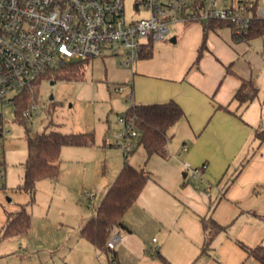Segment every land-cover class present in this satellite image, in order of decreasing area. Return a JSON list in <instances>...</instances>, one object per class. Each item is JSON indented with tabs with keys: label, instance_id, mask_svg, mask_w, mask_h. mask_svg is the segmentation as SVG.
I'll use <instances>...</instances> for the list:
<instances>
[{
	"label": "crops",
	"instance_id": "1",
	"mask_svg": "<svg viewBox=\"0 0 264 264\" xmlns=\"http://www.w3.org/2000/svg\"><path fill=\"white\" fill-rule=\"evenodd\" d=\"M222 29L229 30L232 45L238 47L244 43L245 40L234 39L230 26L211 31L219 34ZM197 32L194 54L186 60L153 64L152 57V60L136 61L132 70L134 80L132 85L129 83V88L133 103L173 99L183 107L185 116L169 130L168 158L154 154L147 159L142 145L131 155L130 162L136 167L145 166L151 178L125 214L126 226L116 227L112 233L121 234V240L113 249L122 264H245L250 256L238 239L255 246L264 238L262 230L250 239V233L245 229L249 223L259 225L258 219L264 216V200L260 197L258 202L251 203L246 198L257 183L264 191V144L254 138L255 128L261 125L250 124L238 113L242 105L233 99V95L241 78L225 80L226 68L219 64L212 70L205 63L207 59H217L216 54L221 56L214 45L212 49L208 46L209 50L195 65L203 26ZM173 37L178 40V36ZM154 55L156 57L153 50ZM230 64L232 62L226 67ZM221 105L227 108L219 107ZM172 140L182 143L183 150L171 147ZM123 164L124 161L114 174L100 180V190L96 192L100 193L99 203ZM203 164L206 168L202 176L192 178V168ZM242 208L252 210L245 216L247 222L241 228L233 226L218 233L211 252L201 253L205 239L201 218L211 215L226 225ZM94 213L82 218L80 232H77L78 243L84 251L99 256L104 252L80 235L83 225Z\"/></svg>",
	"mask_w": 264,
	"mask_h": 264
},
{
	"label": "rangeland",
	"instance_id": "2",
	"mask_svg": "<svg viewBox=\"0 0 264 264\" xmlns=\"http://www.w3.org/2000/svg\"><path fill=\"white\" fill-rule=\"evenodd\" d=\"M136 1L124 0L127 21L148 14L135 10ZM204 24L201 21L171 23V32L166 39L154 40L156 57L152 56L153 64L182 62L194 54L197 30L200 31ZM175 35L178 40L170 41ZM231 43L228 29H222L219 34L209 31L207 44L210 48L214 45L221 56L215 53L217 59H207L205 63L213 70L219 64L225 69L232 62L234 72L226 75L225 80L245 77L255 81L256 94L248 104L239 108L238 113L250 124L264 126V36L244 41L238 47ZM152 57L137 61L152 60ZM124 58L121 53L92 58L85 63V73L80 79L58 78L57 74L51 79L46 78L39 89L40 114L35 113L25 123L17 118L16 105H0V126L5 130L0 144L5 167V176L0 177V230L10 214L19 211L22 205H26L31 215L27 234L4 236L0 233V264H110L105 253L98 256L84 251L78 243V233L82 218L90 216L100 204V193L92 206L85 192L89 189L99 191L100 180L114 174L124 161V150L113 143L118 117L133 103V99L128 98L131 95L129 83L132 85L134 80L133 68L121 65ZM119 86H123L122 92L117 90ZM27 128L32 132L59 129L94 134L92 145L62 148L60 174L57 178L36 182L34 201H31V193L21 187L28 154ZM181 145L172 140L171 147L183 150ZM261 188L260 183L255 184L246 198L251 203L258 202L260 197L264 200ZM250 211L240 209L238 215L226 224L225 231L233 226L241 228ZM258 220L259 225L249 223L245 228L250 239L264 231V216ZM245 264H258V261L249 257Z\"/></svg>",
	"mask_w": 264,
	"mask_h": 264
},
{
	"label": "built area",
	"instance_id": "3",
	"mask_svg": "<svg viewBox=\"0 0 264 264\" xmlns=\"http://www.w3.org/2000/svg\"><path fill=\"white\" fill-rule=\"evenodd\" d=\"M134 8L148 14L127 21L124 0H0V105L17 106L29 91L32 101L23 115L32 118L40 114L39 89L51 72L119 53L125 57L121 65L133 68L143 46L165 40L173 22L222 20L243 39L253 20L264 19V0H137ZM123 89L117 87L119 92ZM118 125L113 143L126 152L140 132L125 113L119 115ZM4 131L0 126V144ZM205 168L206 164L192 168L191 177H201ZM4 176L0 150V177ZM85 193L95 206L96 191ZM120 240L121 234L114 233L108 246L115 248Z\"/></svg>",
	"mask_w": 264,
	"mask_h": 264
},
{
	"label": "trees",
	"instance_id": "4",
	"mask_svg": "<svg viewBox=\"0 0 264 264\" xmlns=\"http://www.w3.org/2000/svg\"><path fill=\"white\" fill-rule=\"evenodd\" d=\"M226 26L230 25L222 20H211L208 24H204L203 39L197 50L195 65L199 64L205 52L209 50L207 44L209 31ZM233 36L236 41H249L264 36V19L253 20L248 32L242 35L243 39H237V33L234 29ZM153 45L154 41L145 44L141 50L140 58L152 57ZM87 61L73 63L63 69L53 71L49 77L53 78L57 74L58 78L80 79L85 73ZM229 73H233L231 64L226 67V74ZM256 92L255 81L252 78L241 77L240 86L235 91L233 99L237 100L239 105L248 104ZM34 95L35 100H37L38 94L35 93ZM31 97L32 94L26 91L17 101L16 115L21 122L27 121L23 115V110L32 101ZM219 107L227 108V106L222 105ZM125 114L134 120V125L139 130L140 135L132 139V148L124 152V164L120 172L103 196L93 216L87 220L81 229L82 236L91 241L98 250L104 252L110 262L114 264L122 263H120L116 251L108 246V241L116 227L126 226L125 214L137 201L151 178V173L145 166L136 167L130 162L131 155L139 145H142L147 153V159L154 154L168 158L171 139L169 130L185 116V111L176 100L171 99L166 102H134L128 107ZM26 137L28 154L24 162V183L21 187L31 193V201H34L35 185L38 180L58 176L60 156L64 146L94 144L93 132H64L59 129L32 132L27 128ZM254 138L259 144H264V126L255 128ZM214 205L215 203L213 207ZM201 221L205 234L201 253L206 254L211 252L215 236L225 231L227 225L219 223L211 215L203 216ZM30 226L31 215L27 211L26 205H22L19 211L10 214L0 233L4 236L27 234ZM238 243L250 257L259 261L260 264H264V238L255 246L247 245L240 240Z\"/></svg>",
	"mask_w": 264,
	"mask_h": 264
},
{
	"label": "water",
	"instance_id": "5",
	"mask_svg": "<svg viewBox=\"0 0 264 264\" xmlns=\"http://www.w3.org/2000/svg\"><path fill=\"white\" fill-rule=\"evenodd\" d=\"M175 41H176V38H175V37H173V38H172V42H175ZM51 83L53 84V83H54V81H52ZM52 97H53V96H51V98H52Z\"/></svg>",
	"mask_w": 264,
	"mask_h": 264
}]
</instances>
